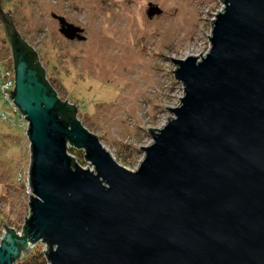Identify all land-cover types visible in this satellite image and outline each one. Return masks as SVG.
Masks as SVG:
<instances>
[{
  "label": "water",
  "instance_id": "water-1",
  "mask_svg": "<svg viewBox=\"0 0 264 264\" xmlns=\"http://www.w3.org/2000/svg\"><path fill=\"white\" fill-rule=\"evenodd\" d=\"M3 1L16 60L8 92L29 124L31 194L30 241L5 223L0 264H13L20 247L25 258L40 239L49 264H264V0H216L201 56L168 59L180 97L161 128H148L135 170L80 121L58 118L60 100L31 67L36 54ZM52 17L66 37L83 38ZM66 141L85 148L94 170L66 154Z\"/></svg>",
  "mask_w": 264,
  "mask_h": 264
},
{
  "label": "rangeland",
  "instance_id": "rangeland-1",
  "mask_svg": "<svg viewBox=\"0 0 264 264\" xmlns=\"http://www.w3.org/2000/svg\"><path fill=\"white\" fill-rule=\"evenodd\" d=\"M217 10L216 0H9L1 5L58 99L74 104L77 120L129 170L144 157L139 146L148 128H161L166 116H173L165 107L180 97L179 82L166 74L168 59L201 56L200 34L206 32L208 14ZM52 14L79 27L83 38L66 37ZM12 52L0 17V240L5 223L22 233L24 217L30 216L28 127L3 98L13 90H5L6 77L15 84ZM80 148L69 146L68 153L82 162ZM43 250L47 247L38 240L15 264H49Z\"/></svg>",
  "mask_w": 264,
  "mask_h": 264
},
{
  "label": "trees",
  "instance_id": "trees-1",
  "mask_svg": "<svg viewBox=\"0 0 264 264\" xmlns=\"http://www.w3.org/2000/svg\"><path fill=\"white\" fill-rule=\"evenodd\" d=\"M10 39H11V42H12V36L10 35ZM31 50V49H30ZM13 51V50H12ZM14 53V52H12ZM36 56V55H35ZM31 60V67L36 69L38 71V76L40 78V80L50 89V90H53L52 86L49 84L48 80L46 79V76H45V72H44V69L43 67L40 65L38 59H37V56L35 59H30ZM15 63H16V60H15V57L13 58V69L15 68ZM14 94V92H13ZM60 104L62 105L63 107V112H58V118L62 121H68L70 118L72 119H77L76 118V108L73 104L67 102V101H61L60 100ZM156 130H150L151 134H153ZM71 163L74 164V161L71 160ZM27 221V220H26ZM26 224V222H25ZM25 226V225H24ZM7 231H11V232H15L14 229L12 228H8ZM17 234V233H16ZM20 237H23L25 239H27V241H30V237L28 236V232L25 230V228L23 227L22 229V235H19ZM36 242H31L30 245H33L35 244ZM26 249L20 247L19 249V253L18 255L13 259V264H15L20 256L22 255V253L25 251ZM46 253L47 251H44V256H46ZM46 258V257H45Z\"/></svg>",
  "mask_w": 264,
  "mask_h": 264
},
{
  "label": "built area",
  "instance_id": "built-area-1",
  "mask_svg": "<svg viewBox=\"0 0 264 264\" xmlns=\"http://www.w3.org/2000/svg\"><path fill=\"white\" fill-rule=\"evenodd\" d=\"M1 81L2 80H0V83H1ZM3 83H5L4 84V88H6L5 90H10L9 88L11 87L13 90L15 89V84H14V80H12V79H9V77H6V80L3 82ZM10 96H11V93L10 92H8L7 91V93L6 94H4V96H3V98H5L7 101H9L13 106H14V109H16V113L17 114H19L20 116L19 117H17V119H19V120H23V121H25L24 123V125L26 126V124H27V127L29 126V124H28V121H27V119L25 118V114H23V113H21V111L19 110V108L17 107V105L15 104V102L14 101H12V99H13V97L12 98H10ZM15 115V114H14ZM21 124H22V122H21ZM27 134H28V128H27ZM27 137H28V135H27ZM69 146H71V147H74V145L73 144H70V142L69 141H66V151H67V155H69V156H72L73 158H74V161H75V163L76 164H78L80 167H82V168H87L88 167V169H93V165L91 164V162L89 161V160H87V159H85V156H84V154H85V148H80V149H82V151H83V159H82V162H79L78 160H76V158L73 156V155H70L69 153H68V148H69ZM30 174L28 175V180H27V185H26V187H28V191H29V193L31 194V187H30ZM19 235H21V233H18ZM40 240H42V239H40ZM1 242V241H0ZM44 244H45V246L47 247V244L44 242Z\"/></svg>",
  "mask_w": 264,
  "mask_h": 264
},
{
  "label": "flooded vegetation",
  "instance_id": "flooded-vegetation-1",
  "mask_svg": "<svg viewBox=\"0 0 264 264\" xmlns=\"http://www.w3.org/2000/svg\"><path fill=\"white\" fill-rule=\"evenodd\" d=\"M3 20L5 19V17L2 18Z\"/></svg>",
  "mask_w": 264,
  "mask_h": 264
},
{
  "label": "bare ground",
  "instance_id": "bare-ground-1",
  "mask_svg": "<svg viewBox=\"0 0 264 264\" xmlns=\"http://www.w3.org/2000/svg\"><path fill=\"white\" fill-rule=\"evenodd\" d=\"M92 164V163H91ZM91 170H94V169H91Z\"/></svg>",
  "mask_w": 264,
  "mask_h": 264
},
{
  "label": "clouds",
  "instance_id": "clouds-1",
  "mask_svg": "<svg viewBox=\"0 0 264 264\" xmlns=\"http://www.w3.org/2000/svg\"><path fill=\"white\" fill-rule=\"evenodd\" d=\"M1 241V240H0Z\"/></svg>",
  "mask_w": 264,
  "mask_h": 264
}]
</instances>
